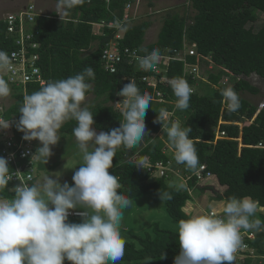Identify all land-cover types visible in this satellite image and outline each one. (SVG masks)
I'll list each match as a JSON object with an SVG mask.
<instances>
[{
  "label": "trees",
  "instance_id": "obj_1",
  "mask_svg": "<svg viewBox=\"0 0 264 264\" xmlns=\"http://www.w3.org/2000/svg\"><path fill=\"white\" fill-rule=\"evenodd\" d=\"M86 1L64 0L68 18L65 22L58 20L55 14L50 18L35 19L37 35L31 43L37 44L38 49L31 50L25 45L26 57L32 54L39 56L37 66L45 83L75 76L91 66L95 78L87 81L91 88L86 98L93 96L96 102L89 110L98 132L119 127L122 115L114 104L122 97L116 93L129 80L136 83L141 94L147 93L154 99L155 93H160L167 103L176 102L170 86L158 84L154 92L141 82L142 78L152 76V71H137L127 64L125 58L114 75L104 72L102 68V48L117 31L104 29L99 36H94L92 26L121 20L125 6L132 0H114L108 6L102 0ZM190 11L193 15L188 14ZM258 15L264 16V0H189L184 15H167L163 19L155 43L144 45L145 35L152 27V22L146 20L126 29L118 48L122 53L125 50L136 51L138 56H145L158 48L160 56L166 54L173 58L183 53L184 46H196L201 68L210 65L211 70L201 74L203 83L199 82L197 89L193 77L188 79L189 86L195 90L190 96L189 107L186 110L177 109L176 116L182 127L192 128L189 136L197 150L198 165H203L205 171L216 178L219 186L225 188L222 196H215V201L225 205L231 197H251L258 202L257 209L261 212H256L253 219L264 222V110L252 121L256 107L241 97L243 94L258 95V91L246 79L255 76L264 81V23L258 24ZM15 42V39L7 36L5 21L0 20V51L7 56L19 52L21 47ZM195 62L196 57H185L187 65H194ZM183 73L184 64L179 61H170L166 66L165 76L168 80L183 78ZM226 78L228 85L221 86V81ZM229 87L239 96L240 107L236 111L228 109L227 101L221 95ZM24 89V95H29L41 88L28 84ZM12 97L14 104L5 111L3 119L18 122L19 108L24 98L22 88ZM152 99L145 116L148 135L159 132L164 124L154 123L163 106L155 104ZM220 120L224 125L219 130L228 139L215 141L210 130L217 128ZM247 122L251 123L247 125ZM74 127L75 120L64 123L59 130L62 138L74 137ZM148 135L143 139L144 146L138 145L131 150L117 148L109 171L121 184L118 192L131 201L142 196L157 199L160 198L159 192L168 193L171 198L163 199L165 212L172 223L178 225L180 220L191 217L185 212V206L191 201L189 195L173 189L164 179L151 181L134 163L135 159H148L151 164H165L168 160L162 153L163 144L152 141ZM0 198L11 200L13 195H9L5 188L0 191ZM250 231L256 232L254 239L246 242L251 254L247 253L249 258L240 264L264 262V230ZM179 252L178 233L154 224L151 234L125 242L124 257L117 264H142L146 256L155 258L152 264H173ZM162 253L165 259H160ZM64 264L69 262L65 261Z\"/></svg>",
  "mask_w": 264,
  "mask_h": 264
},
{
  "label": "clouds",
  "instance_id": "obj_2",
  "mask_svg": "<svg viewBox=\"0 0 264 264\" xmlns=\"http://www.w3.org/2000/svg\"><path fill=\"white\" fill-rule=\"evenodd\" d=\"M63 3L64 0H58V7ZM29 7L34 8L28 5L25 10ZM34 14L33 23L25 25V31L31 36L25 45L31 50L38 49L37 44L31 43L33 37L37 35L35 19L50 18L37 13L35 8ZM67 19L58 18L64 22ZM115 23L121 30H126L119 21ZM101 33L99 31L98 35H93L99 36ZM7 36L16 41L20 38L18 34L14 36L7 33ZM31 46L36 47L33 49ZM120 52L122 54V51ZM33 55L38 57V64L39 56ZM159 58L160 50L154 48L147 55L138 56L136 59L142 70L154 71ZM9 66V57L0 51V71L8 70ZM94 78V69L88 66L75 76L49 81L47 84L41 77L43 86L39 83L34 84L41 89L29 95H24L26 90L20 87L24 98L19 108L18 122L5 121L3 119L5 112L0 105L3 111L0 130L10 127L14 140L19 142L22 138L32 143L31 159L37 168L39 167L36 158L43 160L45 164L48 162L52 155V147L60 141L58 132L68 120L76 121L73 136L79 151L83 154V164L74 170L71 185L68 182L61 184L56 175L46 176L41 182L36 183L38 174L36 169L35 183L20 184L14 188L15 195L8 192L9 161L0 157V191L6 188V192L13 195L11 200L0 198V264H64L65 261L69 264H117L124 257L125 240L121 236L120 225L123 210L128 208L132 201L118 192L121 184L109 170L113 166L117 148L131 150L143 141L146 134L148 135L145 116L152 97L147 93L141 94L136 83L129 80V83L124 84L116 93L123 98L121 102L115 104L122 115L119 127L107 132H98L94 127L92 112L87 106H82L86 93L91 88L87 81ZM201 82L203 83V80ZM227 82L228 78L223 79L220 85L226 86ZM169 85L176 97V116L177 109L186 110L189 107L192 89L188 82L180 77L172 78ZM9 87L14 88L8 84L5 77H1L0 96H7L10 93ZM221 95L227 101L230 111L239 109V96L232 88L224 89ZM162 106L161 111L173 109L170 103ZM257 110L258 107L256 112ZM176 118L177 121L163 125L167 129V132H162L164 140L155 137L160 131L156 134L150 133L148 136L152 141L163 144L162 153L168 160L170 159L166 152L169 150L174 154L173 162L180 164V174L176 176L167 173V176L162 178L151 175L141 168L144 164H151L148 159L141 161L135 159V165L141 172L147 174L151 181L164 179L173 189L187 193L191 203L194 200L193 193L195 191L198 193L200 188L206 193L212 191L211 193L215 192V196H222L224 192L220 195L212 186V182L219 186L216 178L206 172L203 165H198L197 150L189 136L192 128L182 127L177 116ZM154 123L161 124V118L157 116ZM215 129L211 130L213 135ZM35 141H39L40 144L37 149ZM200 166L204 168L200 172L203 180L198 181L192 174ZM207 173L212 176L211 179H204ZM177 178L183 181L181 186H185L186 189L180 188ZM215 196L212 201H215ZM159 197L171 198L168 193L160 192ZM257 207L258 202L251 197H231L223 207L222 217L219 216L221 213L210 210L219 217L208 214L193 215L180 220L177 227L180 252L174 258L173 264H233L234 254L242 246L241 229L264 230V222L258 218L253 219ZM73 213L78 216L71 217L70 214ZM71 218L80 219V222H70ZM165 258L162 253L160 259ZM154 259L152 256H146L142 264H152Z\"/></svg>",
  "mask_w": 264,
  "mask_h": 264
},
{
  "label": "built area",
  "instance_id": "obj_3",
  "mask_svg": "<svg viewBox=\"0 0 264 264\" xmlns=\"http://www.w3.org/2000/svg\"><path fill=\"white\" fill-rule=\"evenodd\" d=\"M107 6L110 5L111 2L114 0H102ZM90 0H87V3H89ZM141 0H132L131 3H128L124 8V15L121 20H116L121 23V25L128 29L131 26H134L136 24H139L142 22V16L140 14V8H141ZM155 15H158V12L154 13ZM35 18L34 14V8L29 7L28 9L20 12L16 15H9L5 18V23L7 25V33L8 35H19V41H16V45H19L21 47L19 52H13L8 57L10 60V66L8 70L6 71H0V78L5 77L8 84L14 88H25L28 84H38L40 86H43V80L40 76V70L37 66L38 57L37 56H29L26 57L27 52L25 48V43L30 40V35L25 31V25L33 23ZM116 21L105 23L101 22L100 24L93 26V34L98 35V32H102L104 29H110L115 30L117 33L113 36L112 39H110L102 48L101 51V61H102V68L105 72L109 73L110 75H114L117 72V66H119L123 58L126 59L127 64L130 66H133L134 69L137 71L143 72V70L139 67L138 60L136 59L138 57L136 51H128L125 50L122 54L118 49L119 41L122 39L124 31L121 30L116 26ZM189 25H192V23H189ZM95 30L97 32H95ZM33 49L36 46H31ZM196 46L193 45L191 47L184 46L183 53L177 54L176 56H173V58H169L166 54L161 55L159 60L156 62V69L152 71V76L150 77H144L141 79V82L144 83L148 88L152 89L154 92L158 86L164 85V86H170L169 81L166 76V66L170 61H179L184 64V73H183V79L188 81L190 77H193L192 79L196 81L195 87L198 86L199 82H201L202 75H201V65L199 64L200 57L197 56L195 52ZM196 57V62L194 65H187L185 63V57ZM192 92H194V87L191 88ZM119 102V101H118ZM153 102L158 105L162 104H168L163 96L160 93H155V97L153 99ZM175 103H170V105L173 106V109L171 110H164L161 111L158 115V117L161 118V123L170 124L171 122L177 121V118L175 116ZM264 105L261 104L258 107L257 112L255 113L252 121L256 116L259 114L261 110H263ZM2 108L0 106V119H2ZM3 120V119H2ZM251 121V122H252ZM251 122H247V125H249ZM224 125V123L220 120L218 123V128H216L214 132L215 141L218 140H227V136L224 132H221L219 130V127ZM240 128L242 125H238ZM10 127L6 130H0V157H4L8 159L9 161V183H8V192L14 193V188L19 186L20 184H28L31 185L35 183V172H36V166L33 162L32 158V143L26 142L22 138L19 142L14 140V138L11 135ZM163 131L167 132V129L162 126L160 132L155 135V137H158V135H161L158 137L161 139L163 136ZM150 137H154L153 135H150ZM154 137V138H155ZM180 164L175 163L172 160H168L165 164L162 162H157L154 165L151 164H144L141 168H143L147 173L154 175L158 178L166 177L167 173H171L174 175L180 174ZM203 166L199 167L196 172L192 174V176H195L198 181L203 180L200 172L203 170ZM186 171L187 168H184ZM212 176L210 174H206L204 179H211ZM208 215H215L219 217L216 213L213 211H210ZM70 216H78L76 214H70ZM69 216V217H70ZM241 239H242V246L236 251L234 254L235 259L233 261V264H240L242 263L246 258H249L247 256V253H250V250L248 249L247 243L248 241H252L256 235L253 231L241 229L240 231ZM251 254V253H250Z\"/></svg>",
  "mask_w": 264,
  "mask_h": 264
},
{
  "label": "rangeland",
  "instance_id": "obj_4",
  "mask_svg": "<svg viewBox=\"0 0 264 264\" xmlns=\"http://www.w3.org/2000/svg\"><path fill=\"white\" fill-rule=\"evenodd\" d=\"M141 1L140 14L142 16V21L148 20L152 22V27L145 35V46L156 42L163 19L167 15L178 14L182 16L184 15V11L186 10L187 6H189V0ZM28 5L34 6V8L37 10V13L46 17L54 14L59 19H64L66 17V2L58 7V1L54 0H0V20H4L9 15L19 14L20 12L24 11ZM149 5H151V8H149ZM187 10L190 9L188 8ZM155 12H158L159 14L155 15ZM188 14L193 15L191 11ZM147 16L150 17L147 18ZM258 19L259 25L264 23V16L258 15ZM205 70H211V66H203L201 69V74L204 73ZM246 82H248L258 91V95L250 96L248 94H243L241 97L247 100L251 105L259 107L261 103H264V81L255 76H251L250 78L246 79ZM226 85H228V82ZM9 88L10 93L7 96H0V105L2 106L4 112L14 104V99L12 96L17 92L11 87ZM122 99L119 102H121ZM95 104L96 102L94 97L89 96L85 99L82 106H87L90 108L95 106ZM115 104L114 106L119 109ZM58 135L60 137V141L57 145L52 147V155L50 156L48 162L45 164L43 160L36 158L38 161L36 164L40 168L39 169L36 167L38 173L36 183L41 182L46 176L56 175L57 178H59V182L61 184L68 182L71 185L73 183L72 176L74 174V170L83 164V154L79 151L75 137L62 138L60 131L58 132ZM160 136L161 135H158V137ZM161 139L164 140L162 137ZM238 141L240 142V140ZM35 142L36 144H34L37 149L40 144L39 141ZM139 145L144 146L145 144L142 141ZM166 155L170 160H175L173 157L174 154L169 150L166 152ZM55 165L57 166L52 170L51 167ZM177 184H180L181 189H186L185 186H181L183 181L180 179H178ZM200 189L197 191L198 193H196V191L193 193L194 200L192 203L190 202L187 204V206H185L186 213L190 216H193L199 215V212L202 211L205 213V215H207L210 210H220L219 205L215 204L216 201H212L214 200L215 192L211 193L212 191H210L206 193L204 192L205 190L202 191ZM258 212L261 213L259 209H257V213ZM221 214L222 215H219L220 217L223 216V213ZM69 221L73 223H79L80 219L71 218ZM154 224H157L161 229L178 233V225L173 224L165 212V204L163 199H153L150 196L136 198L132 201L128 208L123 210V218L120 225L121 236L125 242H133L136 237H143L147 233L151 234Z\"/></svg>",
  "mask_w": 264,
  "mask_h": 264
},
{
  "label": "crops",
  "instance_id": "obj_5",
  "mask_svg": "<svg viewBox=\"0 0 264 264\" xmlns=\"http://www.w3.org/2000/svg\"><path fill=\"white\" fill-rule=\"evenodd\" d=\"M40 169V168H39ZM212 186L213 187H217L216 188V190L215 191H217V192H219V194L221 195L223 192H224V188H221V187H219L216 183H214V182H212ZM215 204H217V205H219V209L220 210H217L216 212L217 213H223L222 211H223V207H224V203L223 202H216ZM199 215H205V213H203L202 211L201 212H199Z\"/></svg>",
  "mask_w": 264,
  "mask_h": 264
},
{
  "label": "bare ground",
  "instance_id": "obj_6",
  "mask_svg": "<svg viewBox=\"0 0 264 264\" xmlns=\"http://www.w3.org/2000/svg\"><path fill=\"white\" fill-rule=\"evenodd\" d=\"M212 65V64H211Z\"/></svg>",
  "mask_w": 264,
  "mask_h": 264
}]
</instances>
